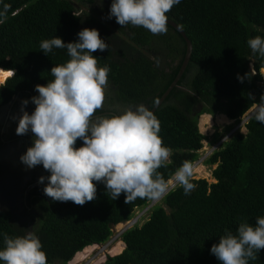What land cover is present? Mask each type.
Segmentation results:
<instances>
[{"label": "trees", "instance_id": "16d2710c", "mask_svg": "<svg viewBox=\"0 0 264 264\" xmlns=\"http://www.w3.org/2000/svg\"><path fill=\"white\" fill-rule=\"evenodd\" d=\"M92 1L0 0V107L17 93L38 96L35 86L53 80L51 69L70 59L66 49L54 48L46 55L42 40L77 42L78 33L89 28L108 44L92 55L99 66L109 67L108 83L118 99L150 110L180 66L183 37L170 25L166 34L153 35L143 27H122L115 17L107 31L81 26L91 12L77 14L78 6ZM167 15L183 28L192 50L177 84L153 112L161 124L159 136L173 153L167 167L159 169L166 180L183 162L198 158L206 138L198 128L200 114L239 120L264 97V57L247 43L264 38V0H180ZM256 112L245 123V133L237 130L204 159L215 164L213 182L192 177L196 188L187 195L181 186L170 189L148 207L142 223L121 232L124 248L107 255L103 264H221L212 245L226 231L236 234L241 222L254 226L264 216V123L255 119ZM82 144L78 140L76 147ZM40 169L44 182L25 189V222L0 208V250L6 246L4 234L14 238L31 232L40 239L48 264H69L77 251L108 241L110 224L126 222L149 203L138 198L126 204L124 194L112 200L103 183L96 184V199L83 206L53 201L43 192L50 172L43 165ZM257 256L249 264H264V250Z\"/></svg>", "mask_w": 264, "mask_h": 264}, {"label": "clouds", "instance_id": "9594fccd", "mask_svg": "<svg viewBox=\"0 0 264 264\" xmlns=\"http://www.w3.org/2000/svg\"><path fill=\"white\" fill-rule=\"evenodd\" d=\"M179 3L180 0H112L108 18L115 17L122 27H143L153 35H162L168 30L167 13ZM78 37L77 42L69 43L59 37L41 41L40 48L46 55L54 48L66 49L70 59L51 69L54 79L46 86H35V109L31 114L24 111L16 128L17 135L29 131L34 135L33 145L20 157L22 163L28 168L43 165L50 172L44 194L53 201H70L79 206L96 199L97 183L106 186L112 200L124 194L126 204L138 198L162 199L176 186L190 194L196 188L191 182L193 161L183 162L167 180L159 171L167 167L173 153L164 146L159 136L160 121L151 110L137 105L120 114H102L110 69L99 66V58L92 54L108 49V44L96 29L84 28ZM247 43L253 53L264 57V38L256 36ZM238 79L243 82L244 77ZM261 99L264 101V97ZM255 119L264 123V104L258 107ZM78 140L83 142L80 147H76ZM199 164L202 163L198 161L195 167ZM44 180L43 176L39 178L40 183ZM150 206L126 221L132 223L122 222L117 235L146 216ZM4 242L6 246L0 250L3 264H48L35 233L14 238L4 234ZM261 250L264 216L257 217L254 226L241 222L236 234L226 231L210 251L221 264H249L258 259Z\"/></svg>", "mask_w": 264, "mask_h": 264}, {"label": "rangeland", "instance_id": "374dc122", "mask_svg": "<svg viewBox=\"0 0 264 264\" xmlns=\"http://www.w3.org/2000/svg\"><path fill=\"white\" fill-rule=\"evenodd\" d=\"M111 3L112 0H94L92 3L85 2L86 5L82 7V9L83 10L88 9L92 14L95 13L96 14L94 16L95 20L103 24V28H102L103 31H107L106 29L110 30L112 27L110 23V19L108 18L110 14ZM85 18L86 16H84L81 19V26H87ZM111 32L112 31H109V33ZM140 50L143 51L145 54H147L148 52L147 50L144 49H140ZM260 72L262 73L264 78V67L260 69ZM110 96H111V92L109 91L106 92V97H108V99L110 98ZM23 101H24L23 99H19L17 102V107L12 109L13 111H10L13 114V121L11 122V125L17 124L18 126L19 119L23 115V112L24 111L28 112V109L26 108V105L23 104ZM261 101L262 99L260 98L257 104ZM136 106L137 105L131 106L127 104L126 105L118 104L116 109L119 111V113H121L126 108L131 107L134 109ZM253 106L254 104L245 113L252 112V110L255 109V107ZM121 107H125V109ZM6 109L2 108V112L0 111V123L4 121L3 114L6 112ZM245 113L241 116L239 120L232 119L225 123H214L211 131H209L208 133H203L206 138L202 141L203 145L198 150L199 153L198 157L201 158L202 164L201 165L199 164L197 167L193 168V178H205L207 179L208 182L214 181V178L211 176V170L215 167V164L214 165L205 164L204 159L208 155H210L214 149L219 147V144L222 140L225 141L237 130L239 132L245 133L246 131L245 126L241 124L242 117L246 115ZM217 114L218 113L212 115V117L215 119V116ZM17 126L13 128L10 133L4 130L5 131V132L3 131L4 141H0V165H1L0 208L10 211L19 222H25V213H23L25 207V200H24L26 193L25 189L29 184H33L35 182L40 183L39 178L43 176V172L39 168V165L34 168H28L20 160V157L23 154H25L27 149L31 147L33 144L28 145L27 148L25 147L24 139L25 136H27V134L17 135L16 133ZM215 133H218L217 137L214 136ZM156 201L158 202V200ZM156 201L152 203V205L157 203ZM143 207L135 209L134 213L138 212V210L142 209ZM34 212L35 211H32V213ZM145 215H147V212ZM146 217L147 216H143L142 220L139 222L142 223V221H144ZM119 229L114 227V229L112 230L113 231L112 235L108 241L97 245L91 244L92 245L91 253L88 256L84 255L86 257L81 258V260H79L80 258H78L76 261L71 260L69 264H102L107 255H113L119 253L117 251V248H119L118 244L122 242L119 239V235H117ZM117 240L119 241L116 243ZM122 247L124 248L123 242H122ZM102 249L106 251H102ZM122 249L120 251H122Z\"/></svg>", "mask_w": 264, "mask_h": 264}, {"label": "flooded vegetation", "instance_id": "af4514ba", "mask_svg": "<svg viewBox=\"0 0 264 264\" xmlns=\"http://www.w3.org/2000/svg\"><path fill=\"white\" fill-rule=\"evenodd\" d=\"M78 7H79V10H77L76 13L80 14V12L83 10L82 7H84V6L83 5L82 6L79 5ZM87 11H90V10L87 9ZM87 15L90 16V17L86 16V18H85L87 26L89 24L90 26H92L94 28H98V29H102L103 28V24L100 23L99 21L95 20V18H94V16L96 15L95 13L94 14L89 13ZM41 85H47V84H41ZM105 91L106 92H108V91L111 92V96H110L109 99L107 97L106 105L104 107V110H103L102 114L109 115V116L120 114L119 111L116 109V107L118 106V104L119 105H126V103H124L123 101L118 99V97L116 96V94L114 92V88L109 83H108V86L105 89ZM19 99H23V100H27L28 101V104L26 105V108L28 109V113L29 114H31L34 111V109H35V104L32 102V96L30 95V97L25 98V96L21 95L20 93L17 94V96H16V98L14 100H10L6 105L0 107V111L1 112H2V108H5V109L8 108V109H6V112L3 114L4 115V121L2 123H0V140L1 141H4L3 140V131L4 130L8 131L10 133L12 131V129L17 126V124L11 125V122L13 121V114L10 111H13L12 109L17 107V102H18ZM121 108L125 109V107H121ZM98 115H100V113H98ZM9 125H11V126H9ZM6 127H8V128H6ZM33 141H34V135L31 133V131H29L27 133V136H25V139H24L25 147L27 148L28 145H30V144L32 145ZM39 168H40V165H39ZM41 171H42V169H41Z\"/></svg>", "mask_w": 264, "mask_h": 264}, {"label": "water", "instance_id": "95a60500", "mask_svg": "<svg viewBox=\"0 0 264 264\" xmlns=\"http://www.w3.org/2000/svg\"><path fill=\"white\" fill-rule=\"evenodd\" d=\"M168 25L172 26L175 30H177L180 35L183 37L184 39V42H185V52H184V55H183V58H182V61L180 63V66L174 76V78L172 79V81L169 83V85L166 87V89L161 93V95L158 97V99L156 100V102L153 104V106L150 108V110L152 112H154L162 103L163 101L165 100L166 96L168 95V93L170 92V90L177 84V81L180 79L181 75L183 74L187 64H188V61H189V58H190V55H191V50H192V43H191V40L187 37V35L185 34L183 28L176 22L174 21L173 19L169 18L168 17ZM12 72V70H10ZM11 76V75H10ZM8 76V77H10ZM7 77V78H8ZM6 80V79H5ZM3 83V82H2ZM18 94V93H17ZM17 94L13 95L11 100H14L17 96ZM201 115V114H200ZM199 115V116H200ZM199 118V117H198ZM155 201L151 200V202L147 205V206H150V204L154 203ZM134 222V220H133ZM132 223V222H130ZM111 226V229L113 230L115 225H112L110 224ZM123 231V230H122ZM121 231V232H122ZM120 232V233H121Z\"/></svg>", "mask_w": 264, "mask_h": 264}, {"label": "bare ground", "instance_id": "6f19581e", "mask_svg": "<svg viewBox=\"0 0 264 264\" xmlns=\"http://www.w3.org/2000/svg\"><path fill=\"white\" fill-rule=\"evenodd\" d=\"M224 115H220L219 114V115L215 116V119H214L208 113L207 114L206 113L201 114L199 116V118H198V128H199L200 132L201 133H208L209 131L212 130V126H213L214 123H225V122L229 121L230 119L227 116H224ZM122 226H123L122 222L117 223L115 225V227L117 229L121 228ZM118 241L119 240H117L116 243ZM93 245H97V244H93ZM118 245H119V250H121L123 248L122 247V242H120ZM91 247H92V245L91 246L89 245V247L83 248L82 251L80 250L81 252L79 253V255H80V259L79 260H81V258H84V257L88 256L91 253ZM108 250H109V248H108ZM102 251H106V250L102 249ZM77 252H79V251H77ZM84 255H86V256H84ZM72 258H71V260H72ZM71 260L69 262H71Z\"/></svg>", "mask_w": 264, "mask_h": 264}, {"label": "built area", "instance_id": "2783aa9c", "mask_svg": "<svg viewBox=\"0 0 264 264\" xmlns=\"http://www.w3.org/2000/svg\"><path fill=\"white\" fill-rule=\"evenodd\" d=\"M262 104H264V101H261V102H259L258 104H254L253 107H255V109L252 110V112H250V113H246V115H244V116L242 117L241 124L246 123L247 120H248V118H249L254 112H256V111L258 110V107L261 106ZM198 161L201 162V158L198 157V160H197V161H193V162L191 163V164L193 165V168L195 167V164H196ZM126 223H127V222H126ZM128 223H130V221H129ZM128 223H127V224H128Z\"/></svg>", "mask_w": 264, "mask_h": 264}, {"label": "crops", "instance_id": "0c3cea01", "mask_svg": "<svg viewBox=\"0 0 264 264\" xmlns=\"http://www.w3.org/2000/svg\"><path fill=\"white\" fill-rule=\"evenodd\" d=\"M207 114V113H206ZM224 115V114H222V113H218L217 115ZM211 115V114H210ZM216 115V116H217ZM212 116V115H211ZM224 116H226V115H224ZM230 120H232V119H230ZM91 246V245H90ZM87 247H89V246H87ZM87 247H85V248H87ZM82 251V250H81ZM81 251H79V252H76L75 253V255L73 256V258H72V260H74V261H76L78 258H80V255H79V253L81 252ZM117 251L118 252H120V250H119V248H117Z\"/></svg>", "mask_w": 264, "mask_h": 264}]
</instances>
